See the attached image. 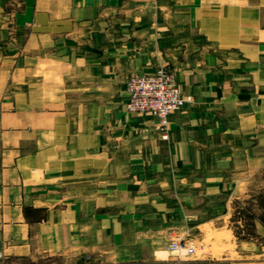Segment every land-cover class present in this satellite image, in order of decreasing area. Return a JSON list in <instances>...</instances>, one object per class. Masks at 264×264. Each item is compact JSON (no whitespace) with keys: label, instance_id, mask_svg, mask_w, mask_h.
<instances>
[{"label":"crops","instance_id":"crops-1","mask_svg":"<svg viewBox=\"0 0 264 264\" xmlns=\"http://www.w3.org/2000/svg\"><path fill=\"white\" fill-rule=\"evenodd\" d=\"M164 67L193 96L166 138L126 105ZM262 161L264 0H0L1 257L202 263L169 244Z\"/></svg>","mask_w":264,"mask_h":264},{"label":"rangeland","instance_id":"rangeland-1","mask_svg":"<svg viewBox=\"0 0 264 264\" xmlns=\"http://www.w3.org/2000/svg\"><path fill=\"white\" fill-rule=\"evenodd\" d=\"M256 168V171L252 172L250 190H241L234 198V205L226 207L224 213L228 216H223L214 224L206 225V231L201 235L193 233L187 239L178 238L169 245L177 244L176 246L184 250L186 247L184 245L187 244V249L192 248V251H185L187 254L183 257L193 259L202 257L200 258L202 263L196 262L197 264H252V258L263 259L264 255H257L264 254V161L258 163ZM139 262L104 258L93 264H150ZM0 264L78 263L64 257L38 256L35 259L12 261L0 256ZM154 264H172V262L163 260Z\"/></svg>","mask_w":264,"mask_h":264},{"label":"built area","instance_id":"built-area-1","mask_svg":"<svg viewBox=\"0 0 264 264\" xmlns=\"http://www.w3.org/2000/svg\"><path fill=\"white\" fill-rule=\"evenodd\" d=\"M127 92V110L157 119L162 138L167 137L172 113L193 101V96L183 93L174 74L165 67L151 73L132 74L127 81Z\"/></svg>","mask_w":264,"mask_h":264}]
</instances>
